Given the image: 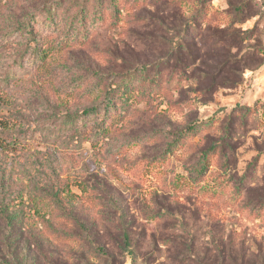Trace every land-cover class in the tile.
<instances>
[{
	"label": "rangeland",
	"instance_id": "obj_1",
	"mask_svg": "<svg viewBox=\"0 0 264 264\" xmlns=\"http://www.w3.org/2000/svg\"><path fill=\"white\" fill-rule=\"evenodd\" d=\"M57 1L0 0V136L22 140L0 147V264H109L96 232L117 264H264V205L251 200L264 195V0H233L244 9L231 14L228 0H214L218 20L196 36L193 76L162 95L123 75L174 53L197 0L141 9L118 0L117 19L91 1L84 20L73 0ZM49 2L60 5L47 19ZM28 23L53 47L43 59ZM109 86L111 135L92 148L62 119L102 102ZM194 121L200 128L172 144ZM231 124L226 156L197 173L202 150ZM122 225L130 252L115 243Z\"/></svg>",
	"mask_w": 264,
	"mask_h": 264
},
{
	"label": "trees",
	"instance_id": "obj_2",
	"mask_svg": "<svg viewBox=\"0 0 264 264\" xmlns=\"http://www.w3.org/2000/svg\"><path fill=\"white\" fill-rule=\"evenodd\" d=\"M73 1L74 4H76L77 6L79 5L75 17H79L80 20H84L86 15L89 14L87 10L88 5L91 4V1H94L93 9L95 13L102 14L104 8L111 9L112 16L117 19L120 17L122 12V8H120L118 5V0H111V4L107 7H104V0ZM213 1L214 0H197L198 8L196 9V11L193 12L188 20H182L184 22L180 30V35L185 36V40H183L181 37L178 38V41L174 47V53H171L168 56L162 57L156 61L137 64L135 68L129 69L127 72H125V74L123 75V77L125 78L124 83L131 82L136 79H141L148 88L154 87L155 89H157L155 90V93L158 92L159 95H162V93H165V90L170 89V87L173 85L172 83L175 82L176 84L174 85L173 89L181 91L183 87L181 86L180 82H182L184 79H190L193 76L194 73L192 72L191 68L197 62L199 57L197 47L198 44L195 41L196 36L201 37L202 34H204L205 29H208L206 27L209 26L211 20L217 19ZM57 2L62 1L58 0ZM149 2L150 0H134V6L132 7L141 9ZM228 3L230 14L232 11L242 12L244 9V5L242 2L236 5L233 0H228ZM171 4L177 6L176 4ZM59 5L55 2H49L43 7V11L47 13V19L52 18L54 10L58 9ZM35 20L38 21L36 17ZM25 27L30 48H32L35 54L43 59L45 55H47L50 47H43V41L40 40L39 31L35 26H33L31 23H28L25 25ZM211 28L212 27L210 26L209 29ZM50 49L52 50L53 47H51ZM113 90L114 88L111 89V86L108 87L102 102L87 107L80 113H68L63 116L61 128L69 134L72 133L74 139L79 140L80 142L90 143L92 148H95L100 143H106L107 137L111 135V108L117 106V96L114 95ZM6 124V122L0 120V126H7ZM201 124L202 121H194L190 123L183 130H181L176 139L172 141V144H175L176 141H179L181 136L196 132L200 128ZM231 125L232 127L228 125L225 128L224 135L222 138H220L219 141L212 143L209 147L202 150L196 163V169H198L197 173H206L209 168L208 161L215 153L220 152V154L226 156V151H224L223 145L226 144L227 139L233 138V124ZM21 142L22 140H19L18 138L7 141L6 138L0 136V147L3 148H14L13 146H17ZM228 146L230 148L232 147L231 145ZM255 166L256 163H254V167ZM246 178L247 176L244 177L243 181L246 180ZM189 179L193 180L195 178L192 179V177H189ZM242 190V185L238 186V191L242 192ZM251 200H254V202H256L257 204H261V206L264 205V195L258 196L256 198L251 197ZM4 212L6 214L5 216H7L8 213L6 212V210ZM72 213L73 211H67L66 215L68 217H71ZM14 216H12V218H14ZM116 229L120 231V239L122 241L120 242L119 240H115V243L120 249V252H125L127 249H129L130 252V248H132L133 246L130 239L129 229L125 225L116 226ZM105 232L111 238V227L106 228L103 233ZM103 237L104 234L102 235V232H96L93 246H96V250H99L101 253L105 254V256L108 258L109 264H117L115 254L109 253V250L111 248V239L109 240V242H106L104 241ZM76 256L80 257L79 253L76 254ZM48 263L69 264L66 259L62 260L58 257L52 258L51 262L49 258ZM38 264L42 263L39 262Z\"/></svg>",
	"mask_w": 264,
	"mask_h": 264
}]
</instances>
